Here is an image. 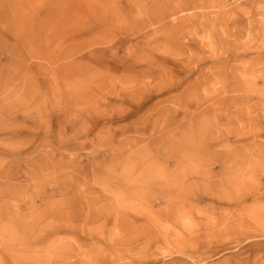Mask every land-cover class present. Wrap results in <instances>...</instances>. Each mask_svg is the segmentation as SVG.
Listing matches in <instances>:
<instances>
[{
	"label": "rangeland",
	"instance_id": "obj_1",
	"mask_svg": "<svg viewBox=\"0 0 264 264\" xmlns=\"http://www.w3.org/2000/svg\"><path fill=\"white\" fill-rule=\"evenodd\" d=\"M0 264H264V0H0Z\"/></svg>",
	"mask_w": 264,
	"mask_h": 264
}]
</instances>
